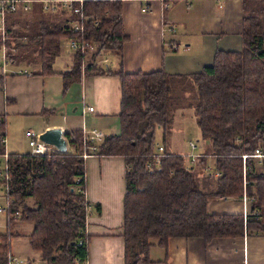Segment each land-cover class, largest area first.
Wrapping results in <instances>:
<instances>
[{"label": "trees", "instance_id": "1", "mask_svg": "<svg viewBox=\"0 0 264 264\" xmlns=\"http://www.w3.org/2000/svg\"><path fill=\"white\" fill-rule=\"evenodd\" d=\"M250 3L254 4L244 6L241 51L218 52L211 66L188 76H170L161 71L125 74L121 69L111 72L107 64H96L103 52L120 54L127 40L119 0L84 1L80 15L86 20L79 22L81 32L71 30L79 15L68 10L44 13L40 6L39 14L28 17L33 4L28 12L6 13L8 44L16 49L15 53L8 52L10 62L26 61L28 55L20 52L30 49L39 73L61 76L64 88L78 81L82 71L113 74L120 80V133L105 136L96 154L120 157L126 163L124 264H151L150 248H166L174 237L200 239L205 245L214 239L264 237V167H255L251 159L247 162L251 171L247 173L249 211L245 219L243 214L207 210L213 199L241 201L240 156L257 147L264 151V0ZM70 38L97 43L98 50L87 65L84 55L75 52L72 68L55 72L53 64L60 55L61 42ZM188 83L195 92L183 101L193 109L205 153L190 164L162 145L160 163L147 166L158 146L156 132H161L163 138L170 132L169 114L178 108V93L191 94ZM80 136V131L65 135L74 152H78ZM207 153L213 160L211 171L206 166ZM6 166L10 177L7 194L13 199L9 221L19 214V221L32 225L30 249L38 252L45 264L85 263L87 214L84 197L77 192L78 188L84 189V162L71 153H28L7 155ZM214 172L219 176L213 177ZM28 199L32 200L31 206L25 203ZM11 236L0 235V264L6 262Z\"/></svg>", "mask_w": 264, "mask_h": 264}, {"label": "crops", "instance_id": "2", "mask_svg": "<svg viewBox=\"0 0 264 264\" xmlns=\"http://www.w3.org/2000/svg\"><path fill=\"white\" fill-rule=\"evenodd\" d=\"M119 1L127 40L120 54L107 53L110 71H161L170 76H188L211 66L218 52L241 51L244 6L259 0ZM39 10L36 3L27 16L34 17ZM172 43L177 44V50L171 49ZM15 63L0 68V167L4 165V154L29 153L25 132L28 151L23 148L22 139H14L15 125L29 117L37 125L38 135L55 128L67 134L81 131L82 127L99 129L105 136L120 133L121 91L117 76L84 72L78 81L64 88L61 76L41 75L37 67L28 65L30 69L21 71L16 68L20 64ZM96 64L99 66V62ZM72 66L73 60L54 71L63 72ZM89 107L93 110L88 111ZM28 130L31 128L25 131ZM84 170V198L90 211L85 219L84 232L89 239L83 264H124L126 163L120 157H89L84 161ZM30 202L28 199L25 203L31 206ZM207 210L216 214L244 212L241 201L230 199L210 201ZM4 223L5 233L0 235L11 236L12 223L19 222H10L5 215ZM31 231L32 228L29 234ZM13 236L21 235L14 232ZM148 257L151 264H264V237L214 239L207 245L196 238L174 237L168 240L166 248L152 246ZM25 262L30 264V258ZM38 264L45 263L38 260Z\"/></svg>", "mask_w": 264, "mask_h": 264}, {"label": "built area", "instance_id": "3", "mask_svg": "<svg viewBox=\"0 0 264 264\" xmlns=\"http://www.w3.org/2000/svg\"><path fill=\"white\" fill-rule=\"evenodd\" d=\"M39 4L41 6V9L44 13H52L57 11L58 9H64L71 11L72 13L79 15L78 22H75L72 24L71 30L73 32H81L82 28L79 25V22L83 23L86 19L85 17L81 16V10H82V4L83 1H77V0H0V68L3 69L10 61L8 60V52L15 53V48H13L12 45L8 44L10 39V33L6 29V13L8 11L15 12L17 10L22 12H28L31 10L33 4ZM145 11V9H143ZM68 40V46L69 50L73 53L80 51L83 55L84 52L87 49H90L92 45H96L97 43H87V42H79L75 38H70ZM172 50H177L178 46L177 44L172 43L171 44ZM106 64V62H105ZM104 64V65H105ZM88 111H92L93 109L91 107L87 108ZM81 136L78 142V152H74L73 149L70 148L68 139L66 137V143H67V152L71 154H76L83 162L89 158V157H99L96 154L97 151V145L102 141V139L105 137L104 133L100 131L99 129H86L82 127L81 129ZM25 136L28 138V146H29V154L32 156H50L53 153H59L54 148L49 147L45 145L43 142L40 141L39 135L34 134L32 131L28 130L25 132ZM190 153L187 155L188 162L190 164L196 163L197 159L201 155H193L192 153L195 152L196 146L194 142L188 143ZM64 153V154H66ZM163 147L162 145H158L156 148V151L150 155L151 161L147 164V166L150 165L151 162L155 163V166H157L160 162V158L163 157ZM4 157V165L0 167V196L4 198L5 206L0 205V214L7 215L10 211V205L13 203V199L8 196V190H7V184L10 181V177L7 172V166H6V159L7 155H3ZM241 160L243 163L242 166V188L244 196L241 199V203L244 208L243 217L245 219L246 217V205H247V197L245 195L246 192V186L248 184L247 181V173H250L251 168L247 165L248 159L253 160V164L255 167L263 168L264 167V151L257 147L255 148L250 154L248 155H241ZM208 171H211L209 167H207ZM213 177H218L219 173L214 172ZM76 182H79V179H76ZM77 192L84 197V189L78 188ZM226 200V199H221ZM85 213L88 214L90 211V207L87 204V202L83 201ZM19 214H15L13 216V220H18ZM78 245H81V242L78 243ZM13 262H18L20 264H26L24 261H17L15 257H13L10 253L6 255V262L4 264H12Z\"/></svg>", "mask_w": 264, "mask_h": 264}, {"label": "rangeland", "instance_id": "4", "mask_svg": "<svg viewBox=\"0 0 264 264\" xmlns=\"http://www.w3.org/2000/svg\"><path fill=\"white\" fill-rule=\"evenodd\" d=\"M29 19H23V21L29 22ZM71 25V24H70ZM60 49H61V53L60 55L55 59V62L53 64V70H57L60 69L61 65H67L68 63H71L73 60V56L75 53H73L72 51L69 50V46H68V40L62 41L61 45H60ZM98 50V45H92V47L90 49H87L84 52V64L87 65L92 56L95 55V53ZM69 51V54H66L65 52ZM22 53V56H27L26 61L22 62V61H18L15 64H20L17 67L18 70L24 71L26 69H28L29 67H37L35 64L37 62V60L34 59L33 55L31 54V50H21L20 54ZM113 53V52H110ZM19 54V56H21ZM106 55L107 52H103L100 56H98L95 60V62H99V66L103 67V65L106 64L108 65V61H106ZM29 67H28V66ZM84 65V66H85ZM29 68V69H30ZM9 70V69H8ZM82 74H84V72H81V76ZM190 85L192 84H186L187 89L188 87L190 88V92L189 93H178L179 96H181V100H179V105L178 108H174L171 113L169 114V116L172 117V122L170 124V132L169 134L166 136V138H163L161 132L159 133V131L156 132V139H157V143L158 145H165L167 151L170 153H176L178 155H180L181 157H183L185 160L187 159V155L191 154L190 153V149L188 146L189 142H194L195 146H196V150L195 152H193V155H201L204 154V143L200 140V134L198 131V128L195 124V117H194V113H193V109H191L188 105H187V101H183V97H187L188 99L190 97H192L194 91V87ZM173 97V96H172ZM189 107V108H187ZM27 118V117H26ZM24 118V119H26ZM32 117H29L28 120L25 121H21L18 124L15 125L14 127V139L15 140H23L22 144H23V148L25 150L28 151V147H27V140L24 138V132H26L25 130L27 128H31L32 132L34 131V134H37L36 131V127L37 125L35 124V122H33V120H31ZM30 130V131H31ZM26 145V146H25ZM206 166L211 168L213 166V160L211 158V156L207 153L206 155ZM188 161V159H187ZM195 164V163H194ZM197 171H200L199 169ZM1 194V192H0ZM223 201L221 199H213L211 200L212 202H216V201ZM31 204V202H30ZM0 205L1 206H5V201L4 198L2 196H0ZM247 211H249V205H247L246 208ZM4 218L5 215L4 214H0V233L4 232L5 233V223H4ZM16 223L19 222L17 224H13L11 225L10 231L12 232V236L14 234V232H17L18 234H20L21 236H13L10 239V251H11V255L13 257H15L17 259V261H26V259L29 257L30 258V264H38V260L40 259V254L36 251L30 250L28 248V244H27V240H26V236H28L30 229L32 228L30 224H26L25 222H21L19 220H12L11 222ZM25 258V259H24ZM32 262V263H31ZM12 264H20L18 262H13Z\"/></svg>", "mask_w": 264, "mask_h": 264}, {"label": "water", "instance_id": "5", "mask_svg": "<svg viewBox=\"0 0 264 264\" xmlns=\"http://www.w3.org/2000/svg\"><path fill=\"white\" fill-rule=\"evenodd\" d=\"M65 135L61 129H49L44 131L42 134L39 135V139L45 145L54 148L59 153H66L67 152V143L65 140Z\"/></svg>", "mask_w": 264, "mask_h": 264}]
</instances>
